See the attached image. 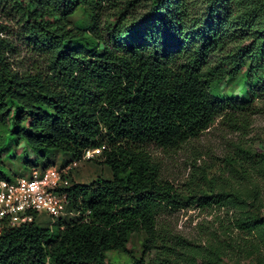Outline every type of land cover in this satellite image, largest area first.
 <instances>
[{"label": "trees", "instance_id": "16d2710c", "mask_svg": "<svg viewBox=\"0 0 264 264\" xmlns=\"http://www.w3.org/2000/svg\"><path fill=\"white\" fill-rule=\"evenodd\" d=\"M116 1L124 2L106 20L105 37L88 34L82 20L70 26L76 8L88 5L85 14L96 24L100 7ZM204 1L203 13L191 18L187 0H0L17 10L23 36L39 54L34 66L15 68L13 43L0 21V130L8 139L0 143V178L17 176L4 162L7 152L1 156L9 141L41 156L24 159L23 168L31 167L25 173L50 166L56 154L71 160L104 143L99 157L111 173L63 188L66 205L83 216L47 227L35 217L4 228L0 264L171 263L158 217L186 201L162 176L150 146L177 149L224 110L241 111L247 101L214 90L224 75L247 69L264 81V0ZM187 27L196 28L190 38ZM227 28L254 37L229 55L230 69L206 70ZM227 159L252 181H264V154L250 160L239 149ZM193 196L201 207L218 200L208 192ZM250 220L254 227L264 216ZM136 233L142 235L139 255L128 247Z\"/></svg>", "mask_w": 264, "mask_h": 264}, {"label": "rangeland", "instance_id": "374dc122", "mask_svg": "<svg viewBox=\"0 0 264 264\" xmlns=\"http://www.w3.org/2000/svg\"><path fill=\"white\" fill-rule=\"evenodd\" d=\"M187 1L190 17H199L204 11L205 1ZM123 2L104 3L99 9L96 24L90 20V14H85L90 10L88 5L78 7L69 16L70 26L74 28L76 22L82 20L88 26V34L94 31L96 37H105L106 20ZM0 21L6 26L4 34L13 43L10 51L13 66L20 71L34 66L39 54L24 38L17 10L0 4ZM187 28L190 38L196 28ZM226 30L222 42L208 54L206 70L218 71L219 66L230 69L233 61L229 55L234 54L241 44L250 43L254 37L246 30ZM39 61L38 65L42 66L43 60ZM259 75L243 69L236 75H224V79L216 84L214 90L218 95L247 101L240 106L241 111L224 110L197 137L187 140L177 149L149 148L160 163L162 176L172 182L186 201L183 207L164 209L158 217L157 227L171 247L170 264H264V220L254 227L248 224L252 216H264V201L253 200L255 195L264 197V181H252L237 165H229L227 159L230 155H236L239 149H243L250 160H257L264 154V81L258 79ZM6 138V132L0 130V143H7ZM6 152L8 156L5 158ZM9 152L14 156H10ZM1 156L5 158L9 170L17 172V175L31 168H23L25 158L36 162L42 160L41 156H35L24 148L22 142L12 141H9ZM99 156L80 160L78 166L69 170V184L83 183L98 176L109 177L110 170ZM49 160L50 165H63L70 158L56 154ZM246 162L247 165L251 163L248 157ZM205 192L218 200L201 207L194 202V196L188 197ZM81 216L83 213L74 211L67 204L59 219L44 214H38L37 219L41 226L47 227L52 226V221L56 224L59 220L65 222ZM141 238L140 233L130 238L128 247L134 254H140ZM149 257V254L146 255V259Z\"/></svg>", "mask_w": 264, "mask_h": 264}, {"label": "built area", "instance_id": "2783aa9c", "mask_svg": "<svg viewBox=\"0 0 264 264\" xmlns=\"http://www.w3.org/2000/svg\"><path fill=\"white\" fill-rule=\"evenodd\" d=\"M104 147L102 144L86 148L79 158L63 166L32 169L12 179L0 178V233L6 227L32 222L38 214L59 219L66 209L67 194L63 188L69 185V170L78 166L80 160L99 155Z\"/></svg>", "mask_w": 264, "mask_h": 264}, {"label": "clouds", "instance_id": "9594fccd", "mask_svg": "<svg viewBox=\"0 0 264 264\" xmlns=\"http://www.w3.org/2000/svg\"><path fill=\"white\" fill-rule=\"evenodd\" d=\"M96 147H97V146H96ZM88 148H92V147H88ZM85 149H86V148H85ZM102 151H103V150H102ZM82 152H83V151H82ZM101 153H102V152H101ZM101 153H100V154H101ZM81 154H82V153H81ZM100 154H99V155H100ZM80 156H81V155H80ZM80 156H78V157H76V158H79ZM95 156H98V155H95ZM93 157H94V156H93ZM93 157H91V158H93ZM73 159H74V158H73ZM88 159H90V158H88ZM71 160H72V159H71ZM71 160H70V161H71ZM70 161H69V162H70ZM69 162H68V163H69ZM68 163H67V164H68ZM63 165H66V164H63ZM63 165H50V166H63ZM48 167H49V166H48ZM32 169H37V168H32ZM32 169H31V170H32ZM44 169H45V168H44ZM31 170H29L27 173L22 174V175H26V174H28ZM20 175H21V174H20ZM17 176H19V175H17ZM15 177H16V176H15ZM4 179H5V178H4ZM36 218H37V217H36Z\"/></svg>", "mask_w": 264, "mask_h": 264}]
</instances>
